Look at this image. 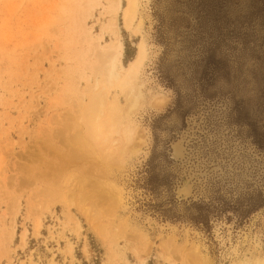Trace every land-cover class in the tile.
I'll return each instance as SVG.
<instances>
[{"label":"rangeland","instance_id":"obj_1","mask_svg":"<svg viewBox=\"0 0 264 264\" xmlns=\"http://www.w3.org/2000/svg\"><path fill=\"white\" fill-rule=\"evenodd\" d=\"M126 4L0 0V264H264V0H137L130 28ZM117 41L121 80L146 49L132 147L111 150L122 204L80 201L76 178L64 202L62 173L95 183L57 153Z\"/></svg>","mask_w":264,"mask_h":264},{"label":"bare ground","instance_id":"obj_2","mask_svg":"<svg viewBox=\"0 0 264 264\" xmlns=\"http://www.w3.org/2000/svg\"><path fill=\"white\" fill-rule=\"evenodd\" d=\"M117 5L119 7V2ZM137 7V0H127L126 8L123 13L125 26L127 28H130L135 20ZM122 54V43L120 41H117L116 44L112 46L109 53L104 56V61L101 59L103 61V65L100 68V70L102 71V82L94 86L91 103L84 109V113L82 116L83 118L81 119L83 120L85 126V132H81L71 140L70 145H72L73 148L71 147L68 155L62 154V152L57 153L58 156L62 158V161L64 163L70 160V162H76L78 164H84L86 166L92 165L91 167L93 169V173H96V176L93 177L95 178V183L93 184L92 182L93 185L89 188L87 187L88 178L83 174L78 175L76 173H62L63 177L59 179L60 181L58 182V186L56 187L55 185L53 190H50V192L52 196H60V199H62L64 202L66 201V193L64 194V190L61 189V186L63 187L64 185H69V183L76 178L77 180L75 181H77V183H79L80 185L78 187L80 191L77 195V198L80 201L85 202L88 200H92L94 203H97V200L100 198L104 202L108 201V203L110 202L111 204L115 203L117 204V206L122 204V194L120 193L119 188L114 182L109 181V171L110 169H112L111 158L114 156L111 155V150L113 146L118 143L116 137L120 135L122 136V139L126 146L132 141V131L130 125L127 122V118L131 113H133L134 111L136 112L140 104L141 95L138 91L135 90V88H133V82L138 74L140 66L145 61L146 49L144 44L139 45L135 61L131 64L129 70L126 72V75L121 80L118 69L121 68ZM99 65H101V63H99ZM116 87L119 88L121 92L128 89L129 105L128 108L126 107V116H124L123 110L121 109L117 100L110 101L109 99L110 90ZM79 124L80 123H78V125ZM134 129L135 128L133 127V131ZM130 145L129 147H132V145ZM66 149L68 150V148ZM130 149L132 150V148ZM173 149L175 158H179L182 156L183 148L180 144L175 145ZM126 150L121 149V153H124ZM56 152L57 151L55 150V153ZM68 156L69 158L67 160L66 157ZM113 159L116 160L115 158ZM91 173L87 174L90 175ZM94 180L92 179V181ZM189 191L190 185L188 184V182H186L181 192L187 195ZM85 211L88 212L89 209L86 208ZM96 216H98V214H95L94 220H96ZM188 255L192 256V259L196 264H208V261H205L204 259L199 257V254L197 252H191Z\"/></svg>","mask_w":264,"mask_h":264}]
</instances>
